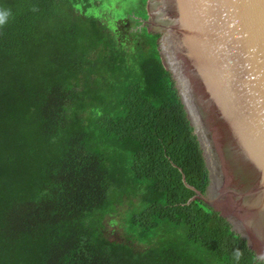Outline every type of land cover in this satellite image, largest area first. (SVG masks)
Returning <instances> with one entry per match:
<instances>
[{
    "label": "trees",
    "instance_id": "1",
    "mask_svg": "<svg viewBox=\"0 0 264 264\" xmlns=\"http://www.w3.org/2000/svg\"><path fill=\"white\" fill-rule=\"evenodd\" d=\"M148 18L0 0V264H264L190 200L208 171Z\"/></svg>",
    "mask_w": 264,
    "mask_h": 264
},
{
    "label": "water",
    "instance_id": "2",
    "mask_svg": "<svg viewBox=\"0 0 264 264\" xmlns=\"http://www.w3.org/2000/svg\"><path fill=\"white\" fill-rule=\"evenodd\" d=\"M144 22L201 150L200 199L264 262V0H147ZM189 200V201H190Z\"/></svg>",
    "mask_w": 264,
    "mask_h": 264
},
{
    "label": "rangeland",
    "instance_id": "3",
    "mask_svg": "<svg viewBox=\"0 0 264 264\" xmlns=\"http://www.w3.org/2000/svg\"><path fill=\"white\" fill-rule=\"evenodd\" d=\"M117 24H118V33L119 34H124L126 33V29H125V26H124V23H123V20H119L117 21ZM149 29H152L150 26H147ZM107 223H108V228H109V232H112L114 230H116V227H117V223L114 222L113 218L110 217L108 220H107Z\"/></svg>",
    "mask_w": 264,
    "mask_h": 264
}]
</instances>
